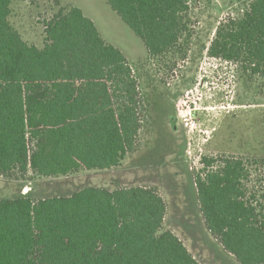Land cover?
I'll use <instances>...</instances> for the list:
<instances>
[{
	"label": "trees",
	"instance_id": "1",
	"mask_svg": "<svg viewBox=\"0 0 264 264\" xmlns=\"http://www.w3.org/2000/svg\"><path fill=\"white\" fill-rule=\"evenodd\" d=\"M108 2L152 58H187L191 0ZM12 3L0 0V176L21 181L120 166L148 120L130 61L70 3L44 21L43 46L30 44L10 21ZM208 53L264 73V0L222 20ZM200 163L194 181L208 230L240 264H264V198L251 183L259 161L204 155ZM167 212L160 189L146 185L3 198L0 264H203L164 230Z\"/></svg>",
	"mask_w": 264,
	"mask_h": 264
},
{
	"label": "rangeland",
	"instance_id": "2",
	"mask_svg": "<svg viewBox=\"0 0 264 264\" xmlns=\"http://www.w3.org/2000/svg\"><path fill=\"white\" fill-rule=\"evenodd\" d=\"M250 1L191 0L195 32L183 61L177 56L152 58L108 0H13L11 23L27 42L39 47L45 42L44 21L59 6L80 7L105 40L130 61L145 98L148 120L138 149L120 166L103 170L102 176L95 169L82 170L81 180L58 176L19 181L0 176V199L58 195L74 187L68 184L156 186L168 203L164 230L174 231L203 264H240L208 230L194 173L202 167L204 155L259 161L252 166L251 183L257 198H264V73L253 74L240 64L208 53L219 23L241 16ZM29 181L33 182L26 187Z\"/></svg>",
	"mask_w": 264,
	"mask_h": 264
},
{
	"label": "crops",
	"instance_id": "3",
	"mask_svg": "<svg viewBox=\"0 0 264 264\" xmlns=\"http://www.w3.org/2000/svg\"><path fill=\"white\" fill-rule=\"evenodd\" d=\"M112 169V168H111ZM111 169H104V170H111ZM103 170H97V171H95L97 174H101V175H99V177L100 176H102V172ZM80 172L81 171H79V172H76V173H74V174H71V175H67V176H65V177H69V176H71L73 179H79L80 178V180H81V178H83V177H80L79 176V174H80ZM99 172V173H98ZM46 178V177H45ZM51 178V177H50ZM32 182L33 181H29V184L28 185H26V183H25V185H26V187L27 186H30V184H32ZM68 184V183H67ZM66 184V185H67ZM69 185H71V186H74V187H71V189H67V191L65 190V191H62L61 190V193L60 194H58V195H45V196H36V195H31V197H33V198H45V197H52V196H69V195H72L73 193H75V192H77V191H79V190H81V189H83V188H85V187H90V186H93V187H102V188H108V189H116V188H121V187H116V186H103L102 184H97V185H85V184H83V185H85V186H81V185H78V184H68L67 186H69ZM76 186V187H75ZM31 189L30 188H28V192L30 191Z\"/></svg>",
	"mask_w": 264,
	"mask_h": 264
}]
</instances>
